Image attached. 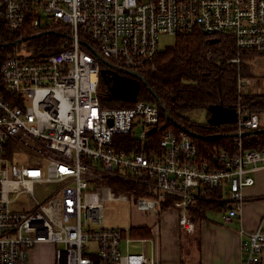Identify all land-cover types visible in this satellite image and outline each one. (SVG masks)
I'll use <instances>...</instances> for the list:
<instances>
[{
	"label": "built area",
	"instance_id": "obj_1",
	"mask_svg": "<svg viewBox=\"0 0 264 264\" xmlns=\"http://www.w3.org/2000/svg\"><path fill=\"white\" fill-rule=\"evenodd\" d=\"M0 15L12 32L71 28L70 46L44 59L25 55L19 43L12 52L0 48V264H30L31 248L42 242L58 244L56 264H159L132 249L150 238L104 223L107 199L146 213L174 208L190 231L200 201L227 200L224 223L240 214L244 187L264 168V148H245L242 133L259 128L261 114L238 105L234 152L219 148L199 159L189 132L159 128L157 104L102 105L92 44L122 74L156 69L163 34L231 35L240 52L264 54V0H0ZM262 82L239 76L240 98ZM159 131L155 147L150 135ZM121 135L139 147L119 149ZM111 176L140 184L143 194L115 193L103 183ZM240 232L241 264H260L264 231Z\"/></svg>",
	"mask_w": 264,
	"mask_h": 264
},
{
	"label": "trees",
	"instance_id": "obj_2",
	"mask_svg": "<svg viewBox=\"0 0 264 264\" xmlns=\"http://www.w3.org/2000/svg\"><path fill=\"white\" fill-rule=\"evenodd\" d=\"M40 36L22 41L19 44H27L33 49L30 57L44 59L56 51L65 49L71 44V28L69 25H58L46 28ZM40 32L26 30L25 32H12L9 30L0 15V48L3 51H13L15 45L9 43L28 37ZM224 34L211 36L204 31L197 30L190 34H180L175 36V42L166 45L158 53L156 59V69L139 70L145 78L146 83H141L138 100H145L155 103L161 110L160 129L174 128L180 130L181 126L187 129L207 135L223 133L225 136L213 139H203L192 135L198 145L199 159H213L219 148L234 152V136L237 123H223L212 125L207 122H198L190 119L186 113L191 110L205 109L210 117L209 108L214 104L237 107L243 105L252 111L264 112V93L251 92L240 98L238 92V78L243 76H255L247 74L244 64L241 62L245 54L237 49L234 38ZM217 36V37H216ZM85 38V35H82ZM86 39V38H85ZM8 44V45H7ZM92 44V43H91ZM96 53L101 52L92 44ZM238 53L243 54L239 63L231 61ZM255 53V52H252ZM110 63L114 61L107 58ZM101 67H107L101 62ZM240 70V71H239ZM241 73V74H240ZM240 74V75H239ZM99 97L102 105L107 108L131 107L136 101L127 100L112 95L108 86L100 76ZM157 95V97L155 96ZM165 124V126H163ZM254 132L243 136L244 146L247 149L264 148V125L252 129ZM256 130V131H255ZM249 131V130H248ZM161 134L160 131L150 135V140L157 147ZM117 147L126 150L132 147H139L135 140L121 135L118 139ZM103 183L109 184L115 192L135 193V196L142 195L140 184L120 177L111 176L104 179ZM210 195L220 196L217 190L210 191ZM226 202L216 200L200 201L193 214L197 218H203L207 211L224 208ZM134 234L147 236L150 231L143 228Z\"/></svg>",
	"mask_w": 264,
	"mask_h": 264
},
{
	"label": "crops",
	"instance_id": "obj_3",
	"mask_svg": "<svg viewBox=\"0 0 264 264\" xmlns=\"http://www.w3.org/2000/svg\"><path fill=\"white\" fill-rule=\"evenodd\" d=\"M241 62L247 74L262 78L260 92L264 93V54L249 52ZM253 175L254 184L243 189V208L230 223H224L221 217V212L230 207L227 200L224 208L209 210L203 218L194 216L192 208L190 216L195 223L192 231L182 227L179 212L174 208L164 207L159 213L142 212L138 222L129 227L134 237L150 238V241L145 245L136 243L135 246H141L136 251L156 257L159 264H241L243 236L240 231H264V168ZM217 191L221 193V189ZM143 228H147L150 234H134ZM47 243L50 242L41 244ZM260 264H264V256Z\"/></svg>",
	"mask_w": 264,
	"mask_h": 264
},
{
	"label": "water",
	"instance_id": "obj_4",
	"mask_svg": "<svg viewBox=\"0 0 264 264\" xmlns=\"http://www.w3.org/2000/svg\"><path fill=\"white\" fill-rule=\"evenodd\" d=\"M41 34L42 32L21 39H17L16 41H13L9 44L15 45L27 39H31L35 36H40ZM90 48H92V46H90ZM96 54L99 60L107 65V67H103L101 69V76L103 79H105L109 92L116 97L136 101L138 98V92L141 83H146L145 78L136 70H125L126 74H122L106 58L101 56L99 53ZM155 96L157 97L156 94ZM209 111L210 117L208 118V122L212 125H221L223 123H234L238 121V112L236 110V107L226 106L223 104H214L210 106ZM244 119H247V117L244 116ZM179 127L182 130L194 135L195 137L203 139L219 138L226 135L223 133L203 135L193 132L187 129L185 126L180 125ZM154 131H156V127L152 128L151 130V132ZM252 132H254V130L245 131L242 133V136L248 135ZM231 135L235 137L238 135V133H233Z\"/></svg>",
	"mask_w": 264,
	"mask_h": 264
},
{
	"label": "rangeland",
	"instance_id": "obj_5",
	"mask_svg": "<svg viewBox=\"0 0 264 264\" xmlns=\"http://www.w3.org/2000/svg\"><path fill=\"white\" fill-rule=\"evenodd\" d=\"M175 39L176 37L173 35L163 34L160 37L161 49H163L166 45L174 43ZM20 50L27 56H30L33 54V49H31L30 46L25 43L21 44ZM236 56L241 57L243 56V54L238 53ZM241 75H244V74H241ZM186 115L190 119L196 120L198 122H206L208 119L207 111L205 109L191 110L188 113H186ZM261 122L264 125V112L261 114ZM115 193L119 194L118 192H115ZM141 213L142 212H139V210L136 211V209L134 208L133 202H130L129 200L107 199L104 202V223L106 225L129 227L132 224H136L138 222L139 217L141 216ZM139 244L138 246H135L136 245L135 244L134 245L135 247H133L132 249L138 250L141 247ZM57 249H58V244L54 242H50L47 244H41V243L37 244L30 250V264H56L57 263L56 262L57 261Z\"/></svg>",
	"mask_w": 264,
	"mask_h": 264
},
{
	"label": "bare ground",
	"instance_id": "obj_6",
	"mask_svg": "<svg viewBox=\"0 0 264 264\" xmlns=\"http://www.w3.org/2000/svg\"><path fill=\"white\" fill-rule=\"evenodd\" d=\"M212 36V35H211ZM213 36H215V35H213ZM219 36V35H218ZM221 36V35H220ZM224 36V35H223ZM226 36H228V35H226ZM231 36V35H230ZM230 36H228V37H230ZM217 37V36H216ZM232 37V36H231ZM230 37V38H231ZM234 40V39H233ZM235 41V40H234ZM30 56H32V55H30ZM101 76V75H100ZM102 77V76H101ZM100 81H101V79H100ZM101 83V82H100ZM162 115V114H161ZM161 118H162V116H161ZM163 126H165V124L163 125ZM160 127H162L161 125H160ZM57 262V261H56Z\"/></svg>",
	"mask_w": 264,
	"mask_h": 264
},
{
	"label": "flooded vegetation",
	"instance_id": "obj_7",
	"mask_svg": "<svg viewBox=\"0 0 264 264\" xmlns=\"http://www.w3.org/2000/svg\"><path fill=\"white\" fill-rule=\"evenodd\" d=\"M125 74V73H124Z\"/></svg>",
	"mask_w": 264,
	"mask_h": 264
}]
</instances>
